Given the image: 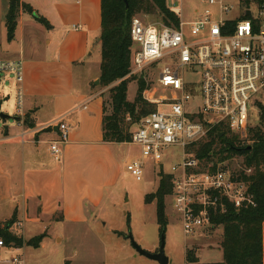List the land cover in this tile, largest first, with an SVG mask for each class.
Segmentation results:
<instances>
[{
  "label": "built area",
  "instance_id": "2783aa9c",
  "mask_svg": "<svg viewBox=\"0 0 264 264\" xmlns=\"http://www.w3.org/2000/svg\"><path fill=\"white\" fill-rule=\"evenodd\" d=\"M200 2L189 21L181 16L180 7L176 9L178 25L151 23L135 15L130 29V75L145 80L148 70L153 75L162 65L157 81L169 94H158L156 84L153 91H144L148 94L144 98L157 108L132 130L130 143L140 148L141 159L127 162L126 168L137 180H143L147 165L164 167L171 158L169 152L182 150L169 174L173 177L170 196L181 215L185 235L218 227L212 222L213 214L225 212L227 203L238 208L255 205L248 183L239 176L244 168H229V159L204 163L190 148L209 139L217 128L219 133L228 131L247 142L250 128L257 125L255 102L264 93V0H238L236 6L223 0ZM2 73L15 75L21 83L23 60H0ZM196 95L201 104L190 109ZM22 99L20 88L19 112ZM55 123L59 138L51 150L59 161L70 126L65 116ZM244 170L246 174L252 171ZM0 247L12 246L0 238ZM10 262L24 264V258L17 254Z\"/></svg>",
  "mask_w": 264,
  "mask_h": 264
},
{
  "label": "crops",
  "instance_id": "0c3cea01",
  "mask_svg": "<svg viewBox=\"0 0 264 264\" xmlns=\"http://www.w3.org/2000/svg\"><path fill=\"white\" fill-rule=\"evenodd\" d=\"M22 1L52 25L47 28L33 14L21 12L15 39L6 54L24 62V78L20 83L22 112L18 110L15 116L28 114L34 126L29 127L22 117L12 119L0 130V175L5 180L0 193L14 203L12 214L17 218L14 225L22 231L17 235L29 240L28 227L39 223L49 228L65 223L88 226L98 222L106 210V202L114 197L121 166L131 154V149L124 147L134 144L103 140L107 88L96 83L100 80L101 60L100 72L92 64L94 50L101 47V0ZM8 7L9 2L7 11ZM180 7L171 9L176 12ZM61 116H65L70 126L69 139L62 145L61 160H54L57 163L50 168L41 159L43 146H50L48 153L53 157L51 146L59 138L55 122ZM19 138L23 154L25 144L30 143L39 155V162L23 161L25 175L21 180H17L14 171L16 159L9 157ZM48 238L50 233L40 247L46 246Z\"/></svg>",
  "mask_w": 264,
  "mask_h": 264
},
{
  "label": "rangeland",
  "instance_id": "374dc122",
  "mask_svg": "<svg viewBox=\"0 0 264 264\" xmlns=\"http://www.w3.org/2000/svg\"><path fill=\"white\" fill-rule=\"evenodd\" d=\"M226 3H238V0H223ZM8 0H0V60L16 59L7 57L6 54L10 50V42L7 27L5 25V16L7 13ZM170 8L182 6V17L185 21H189L194 17V10L201 6L200 0H167ZM144 20L151 23H160L157 14L139 13ZM14 43V42H13ZM16 48L17 44L14 45ZM101 47H97L93 52L92 64L97 66L100 72ZM14 50V49H13ZM11 50L10 52H12ZM162 65L156 69L155 74L151 75V69L147 71L146 81L149 89L156 91L158 94H169L167 88L161 86L157 79L158 73ZM131 76V75H130ZM133 76V75H132ZM194 77V76H193ZM194 79L198 80L199 76ZM15 75L2 73L0 74V102L2 103V111L15 116L19 110V90ZM111 86L106 87L105 100H109V90ZM138 91V79L133 80L128 86V99L134 101ZM144 95H148L143 93ZM9 97V98H6ZM104 100V101H105ZM258 103L264 104V93L259 96L255 102L256 112L258 113L254 124H259V114L261 111ZM201 104V97L196 95L192 98L190 109ZM110 109V107L108 106ZM255 112V113H256ZM26 115L23 114L22 117ZM20 116V118H22ZM130 117L128 118V120ZM12 119L6 121L0 118V130L4 129L6 124L12 123ZM134 129V127H133ZM32 137V136H31ZM17 139L15 150L9 157L16 159L15 174L18 179H23V161L28 164L39 162V155L35 152L34 144H25L26 153L23 154V148ZM49 145L43 146L42 162L47 163L48 167H53L57 162L54 156L48 153ZM125 150L131 149V154L126 156L127 162L140 158V148L136 145L125 146ZM9 153V152H8ZM181 149H175L169 152L164 167L147 165L143 180H137L130 171L127 170V162H123L118 185L114 189L112 200L106 202V210L100 215L98 222L86 226V224L54 225L47 227L44 223H39L34 227H28L27 235L33 238L43 233H50L47 244L44 247L36 248L27 245L19 250L3 247L0 248V264H13L10 259L19 254L25 259L24 264H159L157 261L140 254L133 245L131 237L145 250L157 252L162 243V235H165V253L169 256V264H188L187 254L193 252L200 262H220L224 260V254L221 247L223 240V227L218 226L214 229H204L194 235H185L181 215L175 206V200L168 195L165 198V214L168 218V225L165 233H162L161 226L157 218V203L146 202V196L157 190L161 172H171L172 167L180 159ZM7 155V154H5ZM44 160V161H43ZM216 162L217 160L214 159ZM241 157H233L229 159L227 166L231 169H240L242 164ZM12 166V164L10 165ZM27 170H30L29 165ZM5 180L0 175V189ZM14 203L6 200L0 193V223H5L12 217ZM12 228V230H11ZM10 230L19 234L20 228L13 226ZM56 236L63 239H57ZM47 237V236H46ZM27 241V240H26Z\"/></svg>",
  "mask_w": 264,
  "mask_h": 264
},
{
  "label": "trees",
  "instance_id": "16d2710c",
  "mask_svg": "<svg viewBox=\"0 0 264 264\" xmlns=\"http://www.w3.org/2000/svg\"><path fill=\"white\" fill-rule=\"evenodd\" d=\"M9 7L5 22L10 40L15 38L18 17L21 12L33 14L37 21L51 28L47 18L41 16L33 7L22 0H8ZM101 0V73L100 84L110 87L109 100L104 101L103 140L105 142L129 143L132 130L147 114L156 110V104L143 97L149 88L144 78L130 76L133 42L130 35L131 21L139 13L157 14L160 23L178 25L179 15L168 5L167 0ZM138 79V91L134 101L128 99V86ZM110 107V109L108 108ZM261 111L259 124L249 130L247 142L234 134L225 132L220 136L219 130L213 132L209 139L192 146L202 162L216 159L222 162L235 156L242 158L241 167L252 169L250 173L240 170V179L249 185L255 205L235 207L227 203L225 212L213 214L212 222L223 227L221 247L224 260L220 262H200L191 251L187 254L188 264H264V104L258 103ZM130 119L128 120V118ZM25 123L33 127L34 123L25 116ZM161 179L156 191L147 194L146 202L157 203V218L162 233H165L168 218L165 214V198L172 194L173 177L161 172ZM17 222L13 215L5 223H0V238L7 246L23 247L30 245L40 247L47 233L40 234L29 240L12 232L10 228Z\"/></svg>",
  "mask_w": 264,
  "mask_h": 264
},
{
  "label": "water",
  "instance_id": "95a60500",
  "mask_svg": "<svg viewBox=\"0 0 264 264\" xmlns=\"http://www.w3.org/2000/svg\"><path fill=\"white\" fill-rule=\"evenodd\" d=\"M125 2H126V5H127V9H128V7H129L128 0H125ZM96 83H100V80H97ZM0 118L2 120L6 121L8 119H19L20 117L19 116H13V115H10V114L2 111L1 104H0ZM224 134H225L224 132H221L220 133V136L221 135H224ZM131 239H132L133 245L135 246L136 250L140 254L145 255L148 258L157 261L159 264H169V262H170L169 256H167V254L165 253V235L164 234L162 235V243H161V246H160V248H159V250L157 252L147 251L144 248H142L133 239V237H131Z\"/></svg>",
  "mask_w": 264,
  "mask_h": 264
}]
</instances>
